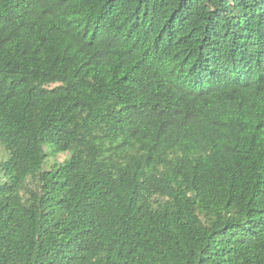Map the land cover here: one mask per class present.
Returning <instances> with one entry per match:
<instances>
[{"label":"trees","instance_id":"obj_1","mask_svg":"<svg viewBox=\"0 0 264 264\" xmlns=\"http://www.w3.org/2000/svg\"><path fill=\"white\" fill-rule=\"evenodd\" d=\"M0 148V264H264V0H0Z\"/></svg>","mask_w":264,"mask_h":264},{"label":"rangeland","instance_id":"obj_2","mask_svg":"<svg viewBox=\"0 0 264 264\" xmlns=\"http://www.w3.org/2000/svg\"><path fill=\"white\" fill-rule=\"evenodd\" d=\"M68 155H60L58 157V160L60 162L64 161L67 158ZM4 159V151L2 148H0V162ZM1 178H3V176L0 174Z\"/></svg>","mask_w":264,"mask_h":264}]
</instances>
